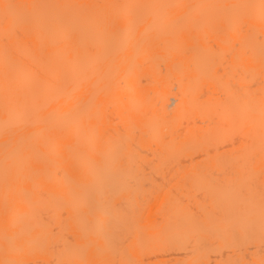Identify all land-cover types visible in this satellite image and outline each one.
<instances>
[{"label": "bare ground", "instance_id": "6f19581e", "mask_svg": "<svg viewBox=\"0 0 264 264\" xmlns=\"http://www.w3.org/2000/svg\"><path fill=\"white\" fill-rule=\"evenodd\" d=\"M0 264H264V0H0Z\"/></svg>", "mask_w": 264, "mask_h": 264}, {"label": "rangeland", "instance_id": "374dc122", "mask_svg": "<svg viewBox=\"0 0 264 264\" xmlns=\"http://www.w3.org/2000/svg\"><path fill=\"white\" fill-rule=\"evenodd\" d=\"M217 25H218V24H217ZM217 25H215V26L217 27L216 29L219 28V27H218L219 25H218V26H217ZM214 28H215V27H214ZM214 28H212V31H213V30L216 31V29H214ZM214 31H213V33H214ZM211 34H212V33H211ZM230 41L232 42V40H230ZM232 44H233V42H232ZM232 44L227 43V48H228V45H232ZM234 45H235V44H234ZM230 47H231V46H230ZM231 48H232V47H231ZM228 50H229V48H228ZM233 50H234V48H233ZM227 52H228V51H227ZM229 52H230V50H229ZM232 52H233V51H232ZM232 52L229 53V54H232ZM226 56L229 57L230 55L227 54ZM227 57H226V60L228 59ZM223 61H224V60H223ZM227 61H228V60H227ZM225 62H226V61H225ZM220 65H221V64H219L218 66H220ZM222 65H223V64H222ZM225 65H226V64H225ZM223 66H224V65H223ZM163 67H164V62H163V64H161V67H160V69H161V68L164 69V70H163V72H164V71H165V68H163ZM220 67H221V66H220ZM218 69H219V68H218ZM220 69H221V68H220ZM163 72H162V71L160 72V73H161V76L164 74ZM158 74H159V73H157V74L155 75V77L158 76L156 79L159 78V81H158V83H156V86H155V83H154V82H151V83H154V84L149 83V84L147 85V87H149V92H151V93H152V89H153V87H157L156 89L159 90V89H161V88L163 87V85L166 87L167 85L170 86V85L172 84V86H173L174 88H172L171 86H170L171 88H170L169 86H168V88H170V89H172V90H175L176 87H177L179 84H181L180 82H181L182 79H180V80L178 79V82H179V83H178V82H176L177 80L175 81V78H174V79L172 78L173 80H172V79H171V80H172L174 83H172V82H170V83L167 82L166 85H165V84H162V85H161V82H162V81L164 82V79L162 80ZM162 78H163V76H162ZM161 80H162V81H161ZM160 81H161V82H160ZM169 81H170V80H169ZM159 82H160V85H159ZM175 82H176V85L178 84L177 86L175 85ZM173 84H174V85H173ZM158 85H159V86H158ZM175 86H176V87H175ZM166 89H167V88H166ZM150 90H151V91H150ZM152 94H153V93H152ZM153 98L155 99L154 96H153ZM154 99H152V100H153V102H152V108L149 107V108L147 109L148 112H151V109H152V110H155L156 108L159 107L158 102H157V99H156V100H154ZM154 102H155V103H154ZM154 105H155V106H154ZM157 105H158V106H157ZM156 106H157V107H156ZM172 107H173V105H172L171 107H168V109H171ZM110 108H111V106L108 107V108L106 107V109H110ZM106 109L104 108V112H105L106 115H108V117L106 118V119H108V118H109V115H110L111 112H110L109 114H107L109 110L106 111ZM115 109H116V107L114 108L113 115L109 118V121H111L112 119L114 120V121H111V122H110V123H113L114 125H113V124H110V123H109V124L107 123V125L109 126V133H114L116 130H120V131H121V129H122V126L119 125L120 123H122L121 120H120V119H121V114H119L118 111L115 110ZM112 110H113V107H112ZM110 111H111V110H110ZM116 111H117V113L114 114ZM111 114H112V113H111ZM118 114H119V115H118ZM111 118H112V119H111ZM116 119H117V120H120V121L117 122ZM97 121H98V122H97ZM109 121H108V122H109ZM119 122H120V123H119ZM110 125H111V126H110ZM116 125H117V126H116ZM98 126H99V120H96V127H98ZM120 127H121V128H120ZM118 128H119V129H118ZM111 129H112V130H111ZM110 131H112V132H110ZM135 132H136V133H135ZM132 133H133L132 136L134 137V140H136L135 142L138 144V142H140V141H138V139L140 140V138H139V136H138V131H137V130H134V131H132ZM237 135H238V134H233L232 136H235V139H236V138H237ZM135 136H136V138H137V136H138V138L136 139ZM232 138H234V137H232ZM151 144L153 145V143H151ZM151 144H150V145H151ZM152 145H151V148H150V146H148V145H146L147 147H146V146H143L144 148H143V147H138V148L141 149V150H140L141 152H145V151L147 150V152H145V154L147 155V153H148V155H147L148 158H151L150 156H152V155L149 156V153L153 152V150L155 149V145H153L154 147H153ZM148 147H149V149L152 150V151H149V150L147 149ZM143 166H144V167H143ZM142 168H143V169H142ZM147 168H148V165L145 163V164H143L142 167H141V169L144 170V171H142V170H141V171H142L143 173H146V175L149 173L147 176H151V177H153V178H154V176H156L155 179H156V180H160V178H159V177H160L159 173H157V172H155V171H151V172H150V169L148 168V170H147ZM148 171H149V172H148ZM152 172H153L154 174H153ZM151 173H152V174H151ZM155 173H156V174H155ZM148 179H151V178H148ZM172 179H174V178H172Z\"/></svg>", "mask_w": 264, "mask_h": 264}]
</instances>
